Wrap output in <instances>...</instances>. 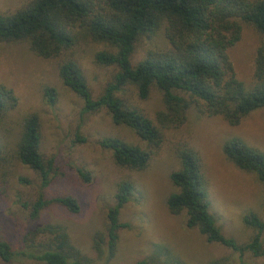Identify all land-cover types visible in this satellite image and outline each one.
<instances>
[{
	"label": "rangeland",
	"instance_id": "374dc122",
	"mask_svg": "<svg viewBox=\"0 0 264 264\" xmlns=\"http://www.w3.org/2000/svg\"><path fill=\"white\" fill-rule=\"evenodd\" d=\"M30 0H0V14L15 11ZM238 40L226 49L238 79L244 86L253 83L255 49L262 36L251 25L239 23ZM167 45L162 30L136 39L130 58L135 65L151 48ZM106 46L88 38L78 39L66 54L43 58L30 51L25 41H0V84L12 89L15 104L0 118V238L16 251L22 234L37 224L53 223L65 227L70 245L92 264H136L147 258L148 264H169L176 259L182 264H264V257L244 252L242 260L232 251L205 240L195 228L185 225V212L173 214L166 199L176 191L169 173L178 168L176 151L192 147L200 161L209 199V211L221 234L238 244L249 240L252 229L245 227L242 216L253 211L264 216V182L251 172L240 170L222 153L226 141L239 137L248 145L264 152V107L243 116L237 125H230L218 114L199 113L190 105L184 122L178 126L162 125L155 117L163 110L161 94L151 87L140 98L130 84L115 92L122 102L151 119L161 132V141L150 146L126 125L116 124L106 109L82 111V100L65 87L58 74L59 62L72 57L80 65L90 96L97 98L107 83L114 79L116 65H100L94 52ZM45 87L53 88L55 101L48 105L42 95ZM35 113L39 120L38 151L43 160L52 158L53 169L46 198L73 195L79 210L69 212L57 203L42 209L30 219L20 201L32 200L39 190L37 175L14 157V143L21 128V118ZM119 138L150 149L146 165L131 169L117 165L108 149L101 146L104 138ZM86 172L88 180L80 175ZM29 180L21 183L18 177ZM128 181L132 187L129 200L117 215L114 255L105 262L92 249V238L105 235L106 211L114 204L116 184ZM170 254V256H168ZM220 263V262H219ZM0 264H44L32 259L11 258Z\"/></svg>",
	"mask_w": 264,
	"mask_h": 264
},
{
	"label": "trees",
	"instance_id": "16d2710c",
	"mask_svg": "<svg viewBox=\"0 0 264 264\" xmlns=\"http://www.w3.org/2000/svg\"><path fill=\"white\" fill-rule=\"evenodd\" d=\"M240 22L253 26L262 36L254 53L253 83L248 86L237 78L226 54V49L238 40ZM157 30H162L165 48L147 49L146 55L132 65L131 53L138 36H150ZM81 38L104 44V49L94 52V61L116 65L117 72L93 99L80 65L66 56L58 66L62 84L81 98L82 111L105 108L114 123L126 125L150 146L159 145L161 132L151 119L115 95L125 84L132 85L140 98L146 97L152 86L160 92L163 110L155 117L162 125L182 124L190 105L199 113L218 114L230 125L239 124L250 111L264 107V0H30L15 11L0 14V41H25L30 51L43 58L66 54ZM55 94L50 87L42 90L48 105L54 103ZM15 101L12 89L0 84V118ZM39 143V120L35 113H27L21 118L13 151L14 157L37 175L39 190L34 199L20 201L21 206L30 219H36L50 203L69 212L79 210L73 195L44 196L54 169L52 158L42 159ZM100 144L110 151L117 165L131 169L144 167L150 154V146L145 148L119 138H104ZM222 153L235 167L264 182L263 151L235 137L225 142ZM176 156L178 168L169 173L176 187L166 199L169 211H184L187 227L195 228L207 241L236 251L240 261L247 251L254 257H264V216L253 211L242 216L243 225L252 229L244 243L223 236L209 211L197 153L184 144ZM80 175L84 180L89 178L81 170ZM18 179L29 183L21 176ZM116 186L114 204L105 214V235L92 238L93 251L98 257L104 254L105 262L115 253L116 230L120 226L117 215L133 190L128 181ZM20 242L19 249L13 251L9 242L0 238V260L18 256L44 264H92L70 245L61 224H37L22 234ZM136 264H148L147 258ZM169 264L182 263L172 258ZM208 264H222V260Z\"/></svg>",
	"mask_w": 264,
	"mask_h": 264
}]
</instances>
